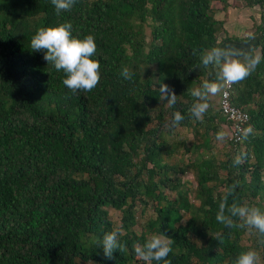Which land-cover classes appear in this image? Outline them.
<instances>
[{
    "label": "trees",
    "instance_id": "trees-1",
    "mask_svg": "<svg viewBox=\"0 0 264 264\" xmlns=\"http://www.w3.org/2000/svg\"><path fill=\"white\" fill-rule=\"evenodd\" d=\"M212 1L228 8V0H76L57 16L51 0H0V264H145L134 245L152 235L173 241L171 264H234L249 250L264 264V237L215 218L233 186L229 205L264 212V0H242L258 10L247 31L255 36L252 53L262 59L230 92L253 132L229 143L231 153L221 162L200 151L210 149L219 125H229L221 92L218 109L210 98L200 122L188 114L191 90L215 80L211 66L197 67L203 51L246 37L220 38ZM65 22L74 38L95 39L100 81L91 91L71 92L63 71L30 48L39 28ZM124 67L130 79L122 77ZM161 83L173 88L175 105L159 99ZM176 111L185 119L172 125ZM177 127L192 128L201 142L170 144L166 137ZM179 149L196 153L195 189L178 177L187 167L182 159L171 161ZM241 153L243 163L234 165ZM150 202L155 217L138 233L135 206ZM110 209L121 213L127 250L107 260L97 241L116 228Z\"/></svg>",
    "mask_w": 264,
    "mask_h": 264
},
{
    "label": "clouds",
    "instance_id": "clouds-1",
    "mask_svg": "<svg viewBox=\"0 0 264 264\" xmlns=\"http://www.w3.org/2000/svg\"><path fill=\"white\" fill-rule=\"evenodd\" d=\"M55 13L59 16L62 12H68L74 6L76 0H51ZM72 24L65 22L57 27H41L30 41L33 51L44 52L43 59L47 65H52L57 72L63 71L65 78L63 85L71 92L79 90L91 91L100 81V63L92 59L96 53V43L92 35H87L83 40L74 38L71 33ZM255 38L253 33L246 35L245 43ZM200 66L212 67L215 70V80H204L199 87L191 90L194 102L188 110L190 117L203 122L204 114L211 107L209 100L219 94L225 87L246 79L259 65L262 57L259 53L253 54L251 50L235 48L231 46L212 47L202 52L199 57ZM124 79H130L132 73L127 67L121 71ZM233 89V88H232ZM159 99L166 101L168 106L177 103V95L172 87L166 83L159 85ZM185 119L181 112L173 113L172 125H178ZM253 132L249 125L239 130L240 140H247ZM229 132L220 130L216 133V141L223 142L229 137ZM243 153L237 155L234 165L243 163ZM235 186L230 188L221 198L216 221L229 228L255 229L261 237H264V212L259 208L250 207L247 204L233 202L228 204ZM122 232L120 228H114L103 235L101 241H97L103 249V256L107 260L114 259L115 252H125L126 246L121 242ZM264 242V241H262ZM173 241L166 235H152L144 244H135L134 251L139 260L145 264L153 261L163 264H171L167 259L172 253ZM227 264V262H226ZM234 264H261V258L256 250L241 252Z\"/></svg>",
    "mask_w": 264,
    "mask_h": 264
},
{
    "label": "rangeland",
    "instance_id": "rangeland-1",
    "mask_svg": "<svg viewBox=\"0 0 264 264\" xmlns=\"http://www.w3.org/2000/svg\"><path fill=\"white\" fill-rule=\"evenodd\" d=\"M210 7L215 12V18L222 22V31L219 32L220 38L227 37H238L240 39H243L246 37L248 33H250V28L254 25V18H258L257 9H249L245 7L242 0H228V8L225 10L223 9V4L212 1L210 3ZM146 39L150 40L149 37V29H146ZM255 40L250 41L249 43H239V44H233L232 43H225L223 47L225 46H231L235 48H243L245 50H251L253 52V46H254ZM255 53H258V51H255ZM220 97V93L216 96L211 97L213 101V105L216 109H218V99ZM154 110V109H153ZM153 115H155V111H153ZM157 123L155 120L151 126H154ZM220 130H222V126L219 125ZM223 130L229 132L228 125H223ZM212 135V132H211ZM216 135L211 136V145L209 150H200L203 153V157H206L210 153L214 155L213 157L217 162L224 161L228 155L231 153V148L228 147V138H226L223 142L216 141ZM166 139L170 144L179 143L181 141L186 142L187 144L194 142L198 143L201 142L198 140L197 136L194 135L192 128H182L177 127L173 130V134L171 136H167ZM177 157L181 162H184V164L187 166L185 169V172L183 174H179L178 177L180 178L181 182L188 187L190 186L192 189L196 188V181H195V174L193 171V168L191 166L193 159L196 158L195 152H188L185 153L182 149H179L177 155L171 160L172 162H177ZM192 158V159H191ZM181 162V163H182ZM164 194L170 198L171 200L176 199L175 193L170 192L168 190H163ZM189 199L192 202L194 201L193 195L189 193ZM196 203V202H195ZM155 203L150 202L146 207L141 204H137L135 206V218H136V225L133 228L136 232H141V230L144 228L146 222L150 218L155 217L154 207ZM109 218L113 222L116 228H119L120 226V218L121 213L118 211H114L110 209L108 211ZM246 245H249L250 243L245 242Z\"/></svg>",
    "mask_w": 264,
    "mask_h": 264
},
{
    "label": "built area",
    "instance_id": "built-area-1",
    "mask_svg": "<svg viewBox=\"0 0 264 264\" xmlns=\"http://www.w3.org/2000/svg\"><path fill=\"white\" fill-rule=\"evenodd\" d=\"M232 88L233 84L225 87L221 91L219 104L222 116L229 122L228 129L230 135L228 137V143L237 145L242 142L240 140L239 130L248 127L249 116L246 112L231 104L230 92Z\"/></svg>",
    "mask_w": 264,
    "mask_h": 264
}]
</instances>
